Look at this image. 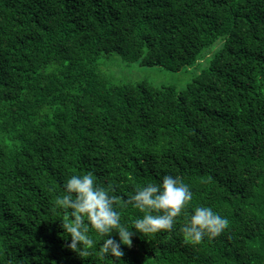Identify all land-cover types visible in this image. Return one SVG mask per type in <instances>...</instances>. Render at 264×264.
Segmentation results:
<instances>
[{
    "label": "trees",
    "instance_id": "1",
    "mask_svg": "<svg viewBox=\"0 0 264 264\" xmlns=\"http://www.w3.org/2000/svg\"><path fill=\"white\" fill-rule=\"evenodd\" d=\"M0 264H264V0H0Z\"/></svg>",
    "mask_w": 264,
    "mask_h": 264
},
{
    "label": "rangeland",
    "instance_id": "2",
    "mask_svg": "<svg viewBox=\"0 0 264 264\" xmlns=\"http://www.w3.org/2000/svg\"><path fill=\"white\" fill-rule=\"evenodd\" d=\"M97 64L99 71L110 83L145 81L155 87H173L176 91L186 87L199 71L197 67L174 71L157 65H141L138 60L124 59L116 52L102 53L97 59Z\"/></svg>",
    "mask_w": 264,
    "mask_h": 264
}]
</instances>
